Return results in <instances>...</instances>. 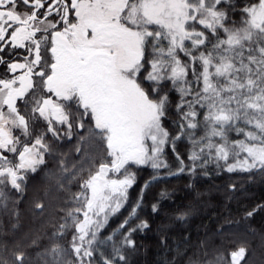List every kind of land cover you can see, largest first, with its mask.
I'll use <instances>...</instances> for the list:
<instances>
[{"label":"snow or ice","instance_id":"obj_1","mask_svg":"<svg viewBox=\"0 0 264 264\" xmlns=\"http://www.w3.org/2000/svg\"><path fill=\"white\" fill-rule=\"evenodd\" d=\"M220 173L264 185V0H0V264H133L168 178ZM196 211L156 264H264Z\"/></svg>","mask_w":264,"mask_h":264},{"label":"trees","instance_id":"obj_2","mask_svg":"<svg viewBox=\"0 0 264 264\" xmlns=\"http://www.w3.org/2000/svg\"><path fill=\"white\" fill-rule=\"evenodd\" d=\"M143 175L146 178L147 172ZM242 179L244 178L241 176L226 173H220L214 177H201L197 181V185L198 191L202 192L203 196H198L197 190L187 187L186 179L168 178L166 185L171 195L161 200L162 208L158 214L152 213V230L137 237L147 245V248L142 249L139 255L133 257V264H156L161 255L158 248L157 225L167 223L166 214L172 213L178 206L189 202H193L197 208L195 215L188 221L194 234L199 230L202 235L206 228L210 231L221 227L225 231H243L249 224L257 228L264 225V213H258L247 221L241 220L242 206H251L264 200V185L260 183L246 184L245 191L235 193L233 199L228 198L232 195L228 190V185ZM164 186V184L160 185V187ZM154 194L149 195V201L152 200ZM145 212H151V208H147ZM181 227H183L182 224L173 225L171 236H177Z\"/></svg>","mask_w":264,"mask_h":264}]
</instances>
